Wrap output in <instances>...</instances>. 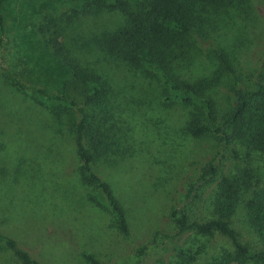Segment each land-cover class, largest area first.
I'll list each match as a JSON object with an SVG mask.
<instances>
[{
    "label": "rangeland",
    "instance_id": "obj_1",
    "mask_svg": "<svg viewBox=\"0 0 264 264\" xmlns=\"http://www.w3.org/2000/svg\"><path fill=\"white\" fill-rule=\"evenodd\" d=\"M93 1L5 0L4 9L16 11L18 20L7 32L2 61L23 81L64 90L70 71L36 31L38 20L49 13L58 17L65 46L109 85L102 125L110 135V149L93 168L120 202L128 233L122 236L112 225L99 190L80 181L67 114L53 113L58 102L12 87L1 72L0 232L15 238L40 264H89L82 254L94 255L101 264H173L178 246L199 249L195 263L201 264L231 250L217 238L178 231L170 212L181 206L191 219L211 217L216 179L226 174L248 183L251 167L262 186L264 157L245 156L244 144H222L213 132L191 136L186 130L191 107L172 98L157 69L114 60L94 46L93 37L115 29L123 17L85 5ZM198 34L173 71L190 80L213 78L214 85L205 92L221 116L230 107L235 86L213 49L221 45L228 53L238 87L254 90L264 83V0L230 8L216 17L205 36ZM208 162L215 163L216 172L199 187L197 198L185 201ZM248 187L241 203L250 195ZM241 203L231 216L232 225L248 247L264 250V229L256 232L248 225ZM262 222L264 226V218ZM0 264H20L2 241Z\"/></svg>",
    "mask_w": 264,
    "mask_h": 264
},
{
    "label": "trees",
    "instance_id": "obj_2",
    "mask_svg": "<svg viewBox=\"0 0 264 264\" xmlns=\"http://www.w3.org/2000/svg\"><path fill=\"white\" fill-rule=\"evenodd\" d=\"M0 0V72L14 88L57 101L54 114H67L68 126L72 132L74 152L78 159L80 181L99 190L111 214V223L119 234L126 236L128 225L124 210L114 196L108 183L94 170V161L110 149L109 137L102 125L105 99L110 90L101 76L82 65L65 46L57 26V16L45 13L36 24V31L44 46L58 57L69 69L64 90L57 91L47 83L26 82L18 78L2 58L4 41L9 27L18 20L14 10H5ZM247 0H100L87 2L96 10L101 7L117 11L123 22L112 30H102L93 37L94 46L114 60H122L131 66L149 65L157 69L172 91V98L191 107L186 123L187 132L199 137L215 133L218 141L227 144L237 140L245 145L246 154L264 157V83L258 82L254 90L238 87L236 70L228 53L222 46H216L213 53L222 69L230 74L235 86L230 96V107L217 115L215 103L206 94L213 78L187 79L173 71L178 57L196 43L199 34L203 36L215 25L216 17L230 8H241ZM83 5V9H85ZM75 13V9L72 10ZM190 46V47H189ZM188 47V49H187ZM74 90V92L72 91ZM111 140V139H110ZM236 154V152L234 151ZM214 162H208L195 183L190 186L185 201L198 197V189L216 172ZM248 183L236 177L222 174L216 179V193L212 201V216L205 219H191L182 207L171 210L170 216L178 231H189L197 236L219 239L223 249L220 254L201 264H248L264 262V250H254L242 242L241 233L231 222L242 190L251 187L249 197L241 203L248 225L256 232L262 231L264 218V185L257 184L253 170L248 168ZM256 181L255 185L251 181ZM0 241L19 260L20 264H40L38 259L22 247L15 238L0 232ZM199 249L176 248L177 260L173 264H196ZM89 264H101L92 254H82ZM112 264V263H110ZM161 264H167L162 263Z\"/></svg>",
    "mask_w": 264,
    "mask_h": 264
}]
</instances>
